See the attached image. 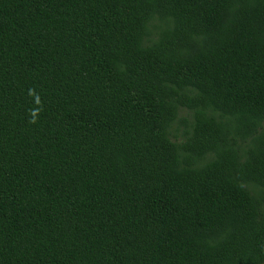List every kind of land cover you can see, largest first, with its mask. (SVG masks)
<instances>
[{"label":"trees","instance_id":"obj_1","mask_svg":"<svg viewBox=\"0 0 264 264\" xmlns=\"http://www.w3.org/2000/svg\"><path fill=\"white\" fill-rule=\"evenodd\" d=\"M0 264H264V0H0Z\"/></svg>","mask_w":264,"mask_h":264},{"label":"clouds","instance_id":"obj_2","mask_svg":"<svg viewBox=\"0 0 264 264\" xmlns=\"http://www.w3.org/2000/svg\"><path fill=\"white\" fill-rule=\"evenodd\" d=\"M30 91H32V90H30ZM33 122H35V121H33Z\"/></svg>","mask_w":264,"mask_h":264}]
</instances>
